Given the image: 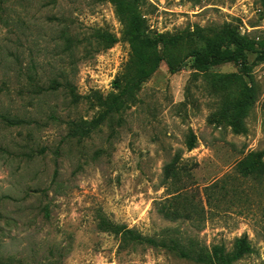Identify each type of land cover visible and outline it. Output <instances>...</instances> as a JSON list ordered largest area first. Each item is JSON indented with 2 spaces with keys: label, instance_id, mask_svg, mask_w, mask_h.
<instances>
[{
  "label": "rangeland",
  "instance_id": "obj_1",
  "mask_svg": "<svg viewBox=\"0 0 264 264\" xmlns=\"http://www.w3.org/2000/svg\"><path fill=\"white\" fill-rule=\"evenodd\" d=\"M149 33L183 35L208 56L226 25L264 38V0H141ZM109 0H0V264H197L161 245L122 239L193 238L251 250L233 264H264V60L164 62L131 105L85 136L71 120L101 110L129 43ZM194 135V147L186 142ZM174 159L175 178L164 166ZM179 215L168 219L173 195Z\"/></svg>",
  "mask_w": 264,
  "mask_h": 264
},
{
  "label": "trees",
  "instance_id": "obj_2",
  "mask_svg": "<svg viewBox=\"0 0 264 264\" xmlns=\"http://www.w3.org/2000/svg\"><path fill=\"white\" fill-rule=\"evenodd\" d=\"M109 1L114 4L116 15L123 25L122 33L129 43L128 57L112 80L114 91L106 95L95 93L97 106L101 110L90 119L71 120L68 136L88 135L111 113L131 105L135 101L137 88L158 69L161 62L165 63L170 73H174L181 69L188 57H192L202 66L243 59L247 52L254 53L257 60H264V38H248L224 25L217 36L223 47L205 56L196 48L183 45V35L180 33H149L138 9L141 0ZM193 147L194 135H191L186 142V148L190 150ZM259 154L250 152L238 162L237 169L243 176L255 177L264 174V162L260 160ZM173 162L174 159L164 166L165 178L176 177ZM176 197L177 194L171 197L166 209H160L161 214L168 219L175 218L180 213L179 208L174 206ZM118 229L123 231L121 235L124 240L161 245L197 264H233L236 259L251 250L246 234L235 239L232 250H226L224 245L219 243L210 247L200 245L191 237L184 239L180 235H170L168 239H156L143 236L132 229H125L124 226H118Z\"/></svg>",
  "mask_w": 264,
  "mask_h": 264
}]
</instances>
